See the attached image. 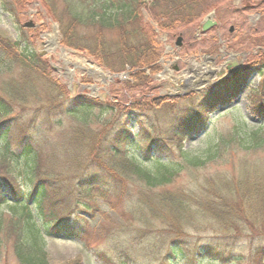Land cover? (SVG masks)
<instances>
[{"label":"trees","instance_id":"16d2710c","mask_svg":"<svg viewBox=\"0 0 264 264\" xmlns=\"http://www.w3.org/2000/svg\"><path fill=\"white\" fill-rule=\"evenodd\" d=\"M227 1L230 0H0V7L16 22L36 2L41 10L38 17L44 14L58 24L62 45L86 53L112 73L128 68L133 84L125 83V87L132 92H146L155 90L151 88L152 76L160 70L156 62L163 49L158 37L191 31L210 12L222 18L220 13ZM253 5L251 9H263L264 14V0ZM240 14L243 13L237 12ZM257 29L251 32L257 33ZM17 30L20 32L18 27ZM40 64L39 55L31 50L23 34L13 42L0 36V76L18 69L21 78L36 73L40 79L46 76ZM257 72L261 82L252 90L247 108L259 122L257 128L249 129L246 118L238 116L227 135L219 129L205 134V150L198 155L179 154L182 163L194 167L218 159L221 166L234 167V158L221 157L219 152L237 139L242 150L260 151L257 164L244 170L238 165L237 177L225 178L221 183L217 180L213 185L205 181L186 194H157L148 205L133 196L129 209L142 229L138 238L144 240L133 252L145 255L147 264H201V259L211 260L207 264H264V230H246L258 223L264 228V69ZM252 73L232 76L191 104L183 99L154 100L178 102L174 110L163 109V103L161 108L158 106L163 109V119H147L143 106L149 104H142L147 101L143 95L138 100L119 98L125 107L119 117L109 102L106 106L98 99L69 98L68 91L57 82L55 100L45 109L13 114L6 98L15 97L21 105L39 99L33 95L37 93L36 86L25 89L23 81H13L15 89L9 87L5 97L0 95V232L6 240L13 239L19 264H49L47 238H74L75 227L96 215L97 201L108 194L126 195L127 183L138 184L147 192L171 186L184 165L168 159L171 146L151 126L162 123L166 135L182 141L198 136L207 128V113L232 105ZM52 105L62 109L54 121L50 113L57 110ZM61 115L81 117L80 125L66 141L68 148L73 146L70 157L83 171L69 183L59 180L52 171L41 170L38 164L42 153L36 141L61 125ZM132 118L138 126L137 134ZM144 206L148 207L143 209ZM3 210L9 214L4 226ZM211 222L219 227L217 231L207 229ZM113 257L110 264H128L122 253Z\"/></svg>","mask_w":264,"mask_h":264},{"label":"rangeland","instance_id":"374dc122","mask_svg":"<svg viewBox=\"0 0 264 264\" xmlns=\"http://www.w3.org/2000/svg\"><path fill=\"white\" fill-rule=\"evenodd\" d=\"M259 1H227L222 8L224 11L220 13L222 18L213 12L218 25L205 34L201 33L202 35H200V24L210 13L202 17L191 31L182 32V34L176 33L173 36L160 35L158 40L162 43L163 49L160 58L165 71H163L162 76L157 75L158 72L155 73L156 77L155 75L152 76L151 88H155V90H146V92H132L125 87V83L133 84V78L130 77L132 71L128 68L120 73H112L86 53L76 52L62 45L58 24L45 17L44 14H40L38 17V11L41 10L36 2L29 5L16 22L6 13H3L0 7V36L13 42L19 34H23L29 42L31 50L39 55L40 66L46 70V76H41L40 79L36 73H32L33 75L30 77L21 78L18 69L0 76V95L5 97L9 87L11 90L15 89L12 85L13 81H23L25 89L31 85L36 86L37 93L34 92L33 95H37L38 100L31 99V102L21 105L17 98L14 99L15 97L6 98L9 106L13 109V114H21L24 111L30 113L34 108L42 107L45 109L50 101L55 100L58 92L55 85L57 82L65 87L69 98L84 96L90 99H98L107 104L106 106H109L106 103L109 102L117 111V115L125 108L119 98L138 100L143 95L147 101L142 104H149L143 106L144 112L147 111L146 114L149 116L147 119H156V117L163 119L162 117L165 115L162 110L165 107L177 108L175 105L178 102L172 101L173 104H165L162 101L154 100L159 98L183 99L184 102L191 104L194 100H200L203 96H207L210 91L216 89L219 84L227 81V79L233 78L232 75L242 77L245 72L253 71L254 73L250 75L251 79L239 94V98L235 99L233 105L207 113L209 117L207 128L198 136L182 141L179 138L166 135L163 132L164 125L162 123H157L154 127L151 126L156 133H162L164 140L171 146L172 152H167L168 159L182 163L181 157H179L180 153L198 155L205 150L203 140L207 134L212 133L214 129H219L222 135H227L235 127L234 120H237L238 116L246 118L249 129L257 128L259 122L253 115H249L247 108L251 103L252 90L258 87L261 82L256 74L258 73L257 69H264V14L261 13L263 9H251L253 8L251 6ZM237 12L243 13L240 14L241 17L237 15ZM240 19L243 21L241 22ZM244 21L246 23L241 26ZM26 24L33 26L28 25V27L23 28ZM230 28H232L231 33L229 32ZM253 28H258L257 33L251 32ZM178 38L184 42L180 47L175 45ZM187 41L190 42L189 45H187ZM168 46L171 49L166 51L165 48ZM206 68L211 69L215 74L212 75L208 70H205ZM126 72L128 74L125 78L119 76ZM185 75L190 80L192 79L191 84L186 83ZM199 79L209 82L203 84L199 82ZM160 104L163 105V109L158 108ZM51 107L56 109V105ZM56 110L50 113L51 121L58 117V112L62 109ZM61 116V125L53 127L50 132L44 134V137H40L36 141V144L39 143L38 149L42 153L40 161L36 160L41 170L52 171V174L57 175L59 180L69 183L74 181L83 171L80 169L82 166H78L77 161L70 157L73 146L68 148L66 141L69 133H72L80 125L81 117L79 115ZM118 116L120 117V115ZM133 121L132 118L133 131L137 134L138 126ZM10 138L12 139V137ZM137 141L141 144L144 142L140 139ZM179 150L181 151L179 152ZM259 152L242 150L237 144V139H235L230 146H222L219 152L221 157L224 155L226 157L232 156L237 163L234 167L221 166L218 162L219 159L211 161L203 167H194L189 163H182L184 167L171 186L158 188L151 192H147L138 184L127 183L126 195L108 194L104 199L97 201L96 215L93 218H85L84 223L75 227L76 235L74 238H47L45 250L49 264H73L76 262L79 264H110L114 260L113 256L119 253H122L128 264H135L136 262L147 264L144 259L145 255H140L136 250L133 252V249H137L139 244L144 241L138 238L142 229L139 227V223L133 220V213L129 209L133 204V196L139 197L145 205H148L153 196L165 191L186 194L193 186L205 181L211 185L217 180H220L221 183L223 182L221 180H225V178H235L238 175V165L244 170L250 164H257L258 159L256 157L262 155ZM127 157H130V154ZM219 171H229L231 174L226 175ZM147 207L144 206L143 209ZM1 215L4 226L7 222L5 220L9 218L8 211L3 210ZM71 218L72 216L69 217V219ZM207 229L212 232L217 231L219 227L212 223ZM246 230L253 233L256 230L257 232L264 230V228L258 223L251 225V229ZM2 235L3 233L0 232V264H19L14 254L13 239L8 241ZM201 260V264H207L208 261H211L208 259ZM214 262L215 264H232L227 261L226 263Z\"/></svg>","mask_w":264,"mask_h":264},{"label":"water","instance_id":"95a60500","mask_svg":"<svg viewBox=\"0 0 264 264\" xmlns=\"http://www.w3.org/2000/svg\"><path fill=\"white\" fill-rule=\"evenodd\" d=\"M211 15H212V14L206 16V18L204 19V21H203V23H202L201 30H202L203 32H206L207 30L211 29V28L215 25V23L212 22V20H211ZM180 41H181V38H178V39H177V42H176V45H177V46H179ZM232 65H235V64L232 63Z\"/></svg>","mask_w":264,"mask_h":264},{"label":"bare ground","instance_id":"6f19581e","mask_svg":"<svg viewBox=\"0 0 264 264\" xmlns=\"http://www.w3.org/2000/svg\"><path fill=\"white\" fill-rule=\"evenodd\" d=\"M205 70H208V72L211 73L212 75L215 74V72H212L211 69H207V68H206ZM184 77L186 78V79H185V80H186V83H187V84H191L192 79L190 80V79L188 78V76H186V75H185ZM199 80H200V79H199ZM199 82H200V83H203V84H207L209 81H206V80H202V81H201V80H200ZM199 82H198V83H199Z\"/></svg>","mask_w":264,"mask_h":264},{"label":"flooded vegetation","instance_id":"af4514ba","mask_svg":"<svg viewBox=\"0 0 264 264\" xmlns=\"http://www.w3.org/2000/svg\"><path fill=\"white\" fill-rule=\"evenodd\" d=\"M229 32L231 33V32H232V29H230ZM183 43H184V42H182V43L180 44V46L183 45Z\"/></svg>","mask_w":264,"mask_h":264}]
</instances>
